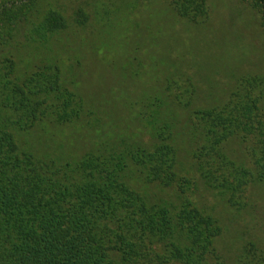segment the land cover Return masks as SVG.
Returning <instances> with one entry per match:
<instances>
[{"label": "trees", "instance_id": "obj_1", "mask_svg": "<svg viewBox=\"0 0 264 264\" xmlns=\"http://www.w3.org/2000/svg\"><path fill=\"white\" fill-rule=\"evenodd\" d=\"M168 1L188 21L207 15V0ZM252 3L264 25V0ZM84 20L78 9L75 21ZM67 23L45 0L0 3V264H221V227L196 206L188 191L194 180L178 170L179 114L188 110L186 133L198 143L192 154L201 179L236 205L249 182L264 178V76H242L226 100L208 107L189 109L188 88L183 98L158 88L144 96L141 127L130 137L95 128L98 141L78 157L36 156L20 146L22 133L75 124L83 103L57 64L18 71L4 50L20 24L31 25L32 41L44 44ZM231 138L250 154L253 172L227 157ZM140 183L174 186L177 204L151 201ZM235 264H264V251L247 242Z\"/></svg>", "mask_w": 264, "mask_h": 264}, {"label": "rangeland", "instance_id": "obj_2", "mask_svg": "<svg viewBox=\"0 0 264 264\" xmlns=\"http://www.w3.org/2000/svg\"><path fill=\"white\" fill-rule=\"evenodd\" d=\"M5 1L13 0L0 3ZM49 5L67 17L66 28L40 44L32 41V26L20 24L4 54L18 71L57 64L83 112L75 124L35 126L22 133L20 146L36 156L78 157L98 141L95 128L130 137L141 127L144 96H153L158 88L181 98L188 88L189 109L208 107L226 100L242 76H264V25L252 0H207V15L197 22L175 14L168 0H45ZM78 9L84 13L83 24L75 21ZM180 113L178 170L194 180L188 191L196 206L221 227L215 242L221 264H235L247 242L264 251V178L249 182L236 205L208 188L192 154L198 143L186 133L188 110ZM139 134L140 141L148 140ZM223 149L229 159L254 171L241 142L231 138ZM138 188L151 201L178 202L174 186L140 183Z\"/></svg>", "mask_w": 264, "mask_h": 264}]
</instances>
